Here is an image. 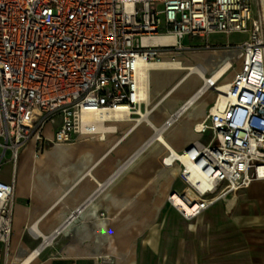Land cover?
I'll return each instance as SVG.
<instances>
[{
  "label": "built area",
  "instance_id": "2783aa9c",
  "mask_svg": "<svg viewBox=\"0 0 264 264\" xmlns=\"http://www.w3.org/2000/svg\"><path fill=\"white\" fill-rule=\"evenodd\" d=\"M263 1L0 0V171L6 164L12 168L8 181L0 177V264L9 248L13 169L21 150L32 140L37 156L54 144L102 139L95 124L82 122L84 114L135 113L145 102L142 66L160 63V52L172 48L147 43L160 34L178 40L247 34L228 46L239 61L231 80L205 87L223 95L193 128L209 134L208 143L181 153L164 145L162 166H177L182 184L167 194L165 205L188 221L264 181ZM188 103L154 136L174 124ZM47 126H55L51 140L42 135Z\"/></svg>",
  "mask_w": 264,
  "mask_h": 264
},
{
  "label": "crops",
  "instance_id": "0c3cea01",
  "mask_svg": "<svg viewBox=\"0 0 264 264\" xmlns=\"http://www.w3.org/2000/svg\"><path fill=\"white\" fill-rule=\"evenodd\" d=\"M150 71L152 81L172 79L140 106L145 112L157 105L147 118L150 125L138 123L135 115L105 123L111 129L102 139L54 144L37 156L32 140L21 150L13 169L11 237L2 264H21L38 248L26 264H264V181L186 221L165 205L167 194L182 188L178 172L161 165L166 143L129 161L202 85H187L173 95L187 72L179 77L176 71ZM198 100L161 132L175 153L209 141V134L193 128L214 98ZM54 129L47 126L42 135L51 140ZM6 166L10 172L11 165ZM62 224L61 233L42 247V239Z\"/></svg>",
  "mask_w": 264,
  "mask_h": 264
},
{
  "label": "rangeland",
  "instance_id": "374dc122",
  "mask_svg": "<svg viewBox=\"0 0 264 264\" xmlns=\"http://www.w3.org/2000/svg\"><path fill=\"white\" fill-rule=\"evenodd\" d=\"M257 16L258 13L256 12V10H254V17L256 18ZM246 38H247V34H231V35L210 34L204 40L191 39L186 37L182 40L181 45H178L177 47H172L168 51L164 52L165 54L163 56L162 62H180L186 67H193L197 69H200L199 67L206 66L207 68L205 67L203 68L206 71L205 76L207 78L210 75H212V73L215 72L220 66L230 61L229 63H231L232 65L231 68L226 72V74H224L220 82H218V85H222L228 82L239 69L237 51L236 49L228 48V46L238 45L241 42H243ZM159 72L165 73L168 71H159ZM171 72H175V71H171ZM176 72L179 73V74L175 73L179 77L181 75L183 76L184 73H186L185 71H176ZM179 77H177V79ZM171 81L172 79H168L164 83H160L158 80L152 81V74H151V78L149 80L150 97L154 95L155 91L159 90L162 86L167 85ZM152 83L154 89L152 87ZM201 83H203L202 79L197 74L192 73L188 75L182 82H180L176 86V88L171 92V94L175 95L177 93L184 91L186 88H188L186 87L187 85L192 86L193 88H197V87L199 88ZM204 95L208 98H214L215 96V94L211 90H209ZM201 98L199 100H201ZM153 107L155 109L157 105ZM131 117L136 118L135 115H132ZM113 124L115 125V123ZM114 135H118V133ZM177 143L182 144V139H177ZM156 146L157 144H154L150 149L145 151L142 155L147 156L149 152H151L154 148H156ZM9 176H10V172L7 169V166L5 165L0 171V177L4 180L5 178H9ZM231 197L232 196H229L227 200H229Z\"/></svg>",
  "mask_w": 264,
  "mask_h": 264
},
{
  "label": "bare ground",
  "instance_id": "6f19581e",
  "mask_svg": "<svg viewBox=\"0 0 264 264\" xmlns=\"http://www.w3.org/2000/svg\"><path fill=\"white\" fill-rule=\"evenodd\" d=\"M260 14L261 15L263 14V18H264V1L262 3V11L260 12ZM147 43H149L151 45H166V46H171V47H177L178 45H181L182 40H178L172 35L160 34L159 36L148 40ZM164 52H166V51L160 52V58H161L160 63L145 64L142 66V68L140 70V78L144 82L143 88H142V93H143L142 96H143L146 103H148V100H149V78H150V74H151V71L149 72L150 69H152V72L153 71H186L188 75L195 73L202 79L203 83L201 85V88H199L198 91L192 96L193 98H191L187 101V102H189L186 105V106H188L186 108V110H187L190 107L189 105H192L193 103H195L198 99H200L204 94H206L209 91L205 87L209 88L211 86V88H212V86L215 83L220 82V80L222 79L224 74H226V72L231 68L230 63L227 62L224 65L220 66L215 72H213L212 75H210L209 77L206 78V76H205L206 71L203 67H199L201 69L200 70V69L193 68V67H186L183 64H181L180 62H162L163 56L165 54ZM208 82H211V83H208ZM222 85H220V86H222ZM216 97H218V99L221 100L223 98V95L221 93L217 94V96L215 95L214 100ZM149 108L145 112H142L139 108L135 111V113H128V114H123V113H119V112H107V111H98L95 113H88V114H84L82 116V122L95 124L97 126L100 134L102 136H104L105 131H109L111 129V128H108L107 126H104L105 123H108V122L113 121V120L125 119V117H126V119H130V117L132 115L138 116V118H137L138 123L146 122L147 124L150 125V122L148 121L147 118L151 114L153 109L152 108L149 109ZM184 112L180 115V117L184 114ZM157 143H159V144L160 143H166V145H168L166 140L164 139L163 135L161 133H158L155 136H153V138L150 137V139H148V141L145 143L146 145L143 144V146L144 145L145 146L143 148H140L137 151L138 153L136 154V156H134L132 158V160L141 156L145 151H147L154 144H157ZM164 157L165 156H163L161 158V165H162V160ZM176 171L178 172L177 166H173L172 168H170V172L174 173ZM120 172H122V171H120ZM188 211H190V210H187V212ZM47 242H46V244H47ZM38 253H39V249H36L30 256H28V258L22 264L28 263Z\"/></svg>",
  "mask_w": 264,
  "mask_h": 264
}]
</instances>
